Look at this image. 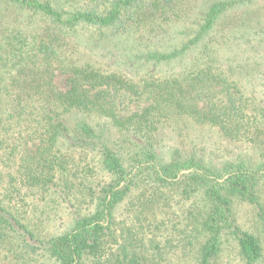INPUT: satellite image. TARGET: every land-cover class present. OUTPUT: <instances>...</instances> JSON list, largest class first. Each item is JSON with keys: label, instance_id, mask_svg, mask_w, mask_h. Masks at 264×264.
Segmentation results:
<instances>
[{"label": "trees", "instance_id": "16d2710c", "mask_svg": "<svg viewBox=\"0 0 264 264\" xmlns=\"http://www.w3.org/2000/svg\"><path fill=\"white\" fill-rule=\"evenodd\" d=\"M0 4L8 264H264V163L252 167L210 136L249 118L228 26L239 17L236 44L261 41L256 14L246 24L238 12L259 0ZM255 60L263 64L264 51ZM60 74L66 90L54 83ZM258 118L247 138L237 122L233 137L257 145ZM234 198L260 209L258 234L237 224ZM52 204L63 214L56 226ZM232 241L238 251L226 253Z\"/></svg>", "mask_w": 264, "mask_h": 264}, {"label": "rangeland", "instance_id": "374dc122", "mask_svg": "<svg viewBox=\"0 0 264 264\" xmlns=\"http://www.w3.org/2000/svg\"><path fill=\"white\" fill-rule=\"evenodd\" d=\"M58 1L61 3H66L65 6H67V4L75 5V4L84 3L86 0H58ZM246 9L247 8L238 10L239 13L244 12V17H241V19L246 20L245 21L246 24H250L249 15L256 14L255 15V20L257 21L256 26L262 27V35H261L262 40L250 42L248 44L246 40H241L242 42L241 45L236 44L237 43L236 38L239 33L237 30H234V28L238 27V24L237 22H235V20L239 19V17L232 19L233 21H231L230 25L228 26V29L230 30L229 36L230 35L232 36V37L230 36L232 40L230 44H231V49L233 50V52L230 53V55H232L233 58L230 59L237 60L239 65L241 63L240 66L238 65L239 68L236 70L235 73L236 76H234L233 78L236 79L237 77H240L243 81L246 80L247 82H249L248 85L244 88V92L246 90H249V95L248 94L244 95L243 94L244 92L238 93L237 95V98L242 97L243 104L241 109L243 112L249 115V118L244 116L243 120H241L240 117H236L235 119H233L234 123L228 121V124L230 125V133H229L230 136L227 135V136L218 137L217 132L210 133V136L211 138L217 139L219 143L220 151L224 150L227 151V153L234 152L235 155L237 153H240L241 158L248 160L252 164V167L256 168L261 163H264V139L260 140L257 145H254L252 144V142L247 141L250 139H246V138L250 136L252 132L256 131V128L258 127L257 125L259 123L258 117L260 116L264 119L263 110H262V106L264 107V87L257 84L258 82L259 83L264 82V63L260 65L253 64L256 63L255 59L258 57L259 51H264V0H259V5L256 6L255 8H248L247 10L249 11L247 12H245ZM236 50L237 51L240 50V52L237 53V55H235L234 53ZM231 63L237 65L234 62ZM244 64H246L245 67L243 66ZM253 72L255 74H253ZM54 83L62 90H66L70 87L68 83V75H62V74L56 75L54 77ZM218 88L219 87H214V90L212 92L216 93V91H219ZM214 96L218 98L221 97L220 94H215ZM218 98L215 99L213 98V101L219 103ZM255 115H258V117ZM240 120L242 124V129L240 130L241 132L239 131V134H244V132L248 133L250 130L252 131L250 134L245 133L246 138L238 141L233 137V134L237 132L235 130V128H237L236 123L240 122ZM243 122L245 124H243ZM202 131L207 132L206 130H202ZM262 137H264V135ZM258 190H259L258 192L261 195L264 194L263 182L260 183ZM24 209L29 211L30 216L41 217L44 216L45 214V211L41 210L40 208L37 211H35L33 205H29ZM51 209L53 210L55 216L53 220H51V225L56 226L57 223L60 221V215L63 214L54 204H52ZM259 212L260 209L257 207V205H254V203H252L251 201H245L239 198H234L232 215L235 218L237 224L257 234L259 232L258 228L261 223L260 222L261 217L259 215L260 214ZM234 244H236L234 241H232L230 244L226 243V246L224 247L226 249L225 252L226 253H229L230 251L234 252V249H237L236 245ZM0 248L2 250V254L0 256V264H8L9 259H6L7 257L3 255L6 252V249L3 248L1 245ZM232 263L233 260L232 261L228 260V262L220 261V264H232Z\"/></svg>", "mask_w": 264, "mask_h": 264}]
</instances>
